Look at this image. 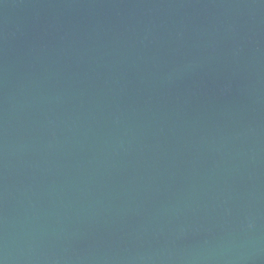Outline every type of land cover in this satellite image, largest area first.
I'll return each instance as SVG.
<instances>
[{
  "label": "water",
  "instance_id": "95a60500",
  "mask_svg": "<svg viewBox=\"0 0 264 264\" xmlns=\"http://www.w3.org/2000/svg\"><path fill=\"white\" fill-rule=\"evenodd\" d=\"M0 264H264V0H0Z\"/></svg>",
  "mask_w": 264,
  "mask_h": 264
}]
</instances>
